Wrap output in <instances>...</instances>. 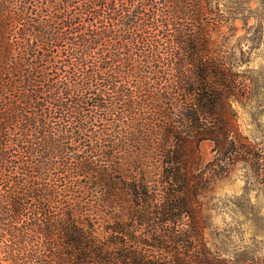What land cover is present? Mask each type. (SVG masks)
I'll list each match as a JSON object with an SVG mask.
<instances>
[{"label": "trees", "instance_id": "16d2710c", "mask_svg": "<svg viewBox=\"0 0 264 264\" xmlns=\"http://www.w3.org/2000/svg\"><path fill=\"white\" fill-rule=\"evenodd\" d=\"M229 14L219 0H0V264H264L203 236L206 190L261 163L233 106L250 88Z\"/></svg>", "mask_w": 264, "mask_h": 264}, {"label": "rangeland", "instance_id": "374dc122", "mask_svg": "<svg viewBox=\"0 0 264 264\" xmlns=\"http://www.w3.org/2000/svg\"><path fill=\"white\" fill-rule=\"evenodd\" d=\"M219 2L221 9L236 18V37L226 45L234 49H228V54L234 64L247 62L238 64V70L249 78L248 96L233 105L240 134L261 163L237 164L206 190L202 198L203 236L208 247L223 258L264 260V35L259 44L243 40L238 47V36L252 37L257 24L264 28V0ZM226 31L223 29L224 34ZM211 148L209 142L200 144L204 162L211 160Z\"/></svg>", "mask_w": 264, "mask_h": 264}]
</instances>
